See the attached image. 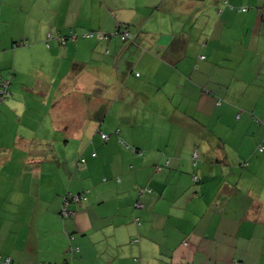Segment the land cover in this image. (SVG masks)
I'll list each match as a JSON object with an SVG mask.
<instances>
[{
	"label": "crops",
	"instance_id": "0c3cea01",
	"mask_svg": "<svg viewBox=\"0 0 264 264\" xmlns=\"http://www.w3.org/2000/svg\"><path fill=\"white\" fill-rule=\"evenodd\" d=\"M263 5L0 0V255L264 264ZM119 23L133 42L59 40Z\"/></svg>",
	"mask_w": 264,
	"mask_h": 264
},
{
	"label": "built area",
	"instance_id": "2783aa9c",
	"mask_svg": "<svg viewBox=\"0 0 264 264\" xmlns=\"http://www.w3.org/2000/svg\"><path fill=\"white\" fill-rule=\"evenodd\" d=\"M247 9V8H246ZM264 17V15H263ZM86 36H93L94 33L93 32H90V33H87L85 34ZM97 35L98 37L102 38V37H107L109 36L108 34H104L102 33L101 31L100 32H97ZM122 36V39L124 40H132V34H130L127 30H125L124 34L121 35ZM67 37H69L70 39H73L74 41L76 40V38L78 37V33L76 32H72V34L70 36H66V37H61L62 39V42L65 43L66 40H67ZM51 38H53V35L51 33L48 34V39L47 41H49ZM47 45L49 46V43H47ZM202 58H204V56H202ZM9 87V81L8 80H3L1 83H0V103L5 100L8 95L10 94V91L8 89ZM101 136L105 139V140H108L109 138V135L107 133H101ZM260 151H263V147H260ZM194 158L195 160L198 158L199 156V153L198 151H195L194 152ZM82 161H84V159H82ZM86 195L82 194V193H68L66 196H65V200H64V205H63V208H62V214L64 217H67V218H70L72 216H74L76 214V211L71 209L70 208V204L71 203H78V204H81L84 200H86ZM186 244V242L184 243ZM2 257L0 256V261L3 263V264H12V260L10 257H5L4 259H2ZM43 264H49V263H43ZM178 264H194V263H191V262H185V263H178ZM236 264V263H235Z\"/></svg>",
	"mask_w": 264,
	"mask_h": 264
},
{
	"label": "trees",
	"instance_id": "16d2710c",
	"mask_svg": "<svg viewBox=\"0 0 264 264\" xmlns=\"http://www.w3.org/2000/svg\"><path fill=\"white\" fill-rule=\"evenodd\" d=\"M252 7L251 6H247V9H246V6H244V7H242L241 8V10L242 11H244V12H246L248 9L250 10ZM263 15H264V5H263V7H262V14H261V17H262V20H263V22H264V17H263ZM120 25L118 26V28L113 32V33H107V32H103V31H101L102 33H104V34H108L109 36H107V37H102V38H100V37H98V35H97V32H100L98 29L97 30H94V29H92V30H87V31H85V32H82V33H79V32H77V31H71V33L70 34H68V35H66V36H70L71 34H72V32H76V33H78V36L79 35H82V36H84V37H87V38H95V39H98V40H100V41H103V40H109L112 36H119V37H121V39H122V36L121 35H123L124 34V32H125V30H127L130 34H132V40H124V39H122L124 42H133L134 40H135V37H136V33L135 32H133L132 30H130V28L129 27H127V26H124V25H122L121 23H119ZM90 32H93L94 33V35L93 36H86L85 34H87V33H90ZM66 36H59V40H60V43L62 44V45H66L67 44V42L68 41H73V42H75L76 40H77V38H76V40L74 41L73 39H70L69 37H67V40H66V42L65 43H63L62 42V39H61V37H66ZM107 52H108V50H107ZM205 57V56H204ZM13 73H10V75L8 76V77H6V78H0V83L3 81V80H8L9 81V87H8V89H9V91H10V86H11V83H12V80H13ZM11 93V92H10ZM10 95V94H9ZM9 95H8V97H9ZM7 97V98H8ZM6 98V99H7ZM5 99V100H6ZM4 101V100H3ZM119 131V129H117V132ZM103 131H101V133H102ZM103 133H105V132H103ZM108 134V133H107ZM109 135V134H108ZM110 138V137H109ZM109 138H108V140H109ZM102 139L104 140V141H107V140H105L103 137H102ZM261 147H263V146H261ZM260 149V148H259ZM263 150H264V147H263ZM195 151H198V150H195ZM194 155V154H193ZM82 159V158H81ZM84 159V158H83ZM197 163H198V158L195 160V158H194V156H193V164L194 165H197ZM161 168V166H159V167H157V170H159ZM192 178H193V181L195 182V183H198V182H200L201 181V176H199L198 174H193L192 175ZM139 190H141V192H143V191H149V190H147L146 188H141V189H139ZM68 193H74V192H68ZM67 193V194H68ZM77 193H82V194H84V195H86L84 192H77ZM66 194V195H67ZM76 194V193H75ZM65 195V196H66ZM65 196H64V200H65ZM86 197H87V195H86ZM64 200H63V205H64ZM86 200H87V198H86ZM86 200H84L83 202H85ZM82 202V203H83ZM82 203L81 204H78V203H71V204H74V205H82ZM137 206H138V208H142L143 207V204L142 203H137ZM71 209H73V210H75L76 211V209H74V208H71ZM138 225L139 224H141V220H140V218L139 217H136V221H135ZM1 257H2V259H4L5 257H10V256H3V255H0ZM11 258V257H10ZM1 259V260H2ZM11 260H12V258H11ZM43 263H47V262H42V263H40V264H43ZM238 263V262H237ZM236 263V264H237ZM0 264H3L1 261H0ZM12 264H14L13 263V261H12ZM24 264H32V263H24ZM50 264V263H49Z\"/></svg>",
	"mask_w": 264,
	"mask_h": 264
},
{
	"label": "rangeland",
	"instance_id": "374dc122",
	"mask_svg": "<svg viewBox=\"0 0 264 264\" xmlns=\"http://www.w3.org/2000/svg\"><path fill=\"white\" fill-rule=\"evenodd\" d=\"M103 124V123H102ZM103 127H105V126H103Z\"/></svg>",
	"mask_w": 264,
	"mask_h": 264
}]
</instances>
